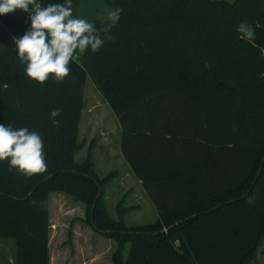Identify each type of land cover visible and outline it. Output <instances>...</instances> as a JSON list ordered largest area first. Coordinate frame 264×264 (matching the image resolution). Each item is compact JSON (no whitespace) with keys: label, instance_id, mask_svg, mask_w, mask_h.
Listing matches in <instances>:
<instances>
[{"label":"trees","instance_id":"16d2710c","mask_svg":"<svg viewBox=\"0 0 264 264\" xmlns=\"http://www.w3.org/2000/svg\"><path fill=\"white\" fill-rule=\"evenodd\" d=\"M104 1L123 9L114 39L77 52L62 83L31 80L17 60L12 37L29 13L0 15V124L38 131L47 161L31 177L0 162V238H14L13 264H50L52 192L90 207L93 228L118 243L112 264H252L264 236V0ZM73 8L80 17V0ZM87 78L119 119L153 225L127 227L122 201L112 217L102 188L115 172L100 178L91 149L75 160Z\"/></svg>","mask_w":264,"mask_h":264},{"label":"rangeland","instance_id":"374dc122","mask_svg":"<svg viewBox=\"0 0 264 264\" xmlns=\"http://www.w3.org/2000/svg\"><path fill=\"white\" fill-rule=\"evenodd\" d=\"M113 9L104 0H80V17L86 20H104ZM82 110L78 141L86 143L76 153L75 160L82 162L86 159L92 146L91 159L98 176L103 178L115 172V176L102 188L108 213L117 218V206L122 201L124 207L131 208L124 217L127 227L140 229L157 223L155 208L137 179L133 175H126V164L117 159L115 154L112 161L106 160L107 138L103 137L105 133L102 135L100 128L114 130L117 120L90 78L85 83ZM110 136L114 138L116 135ZM115 147L113 142L111 148ZM49 218L50 264H112L118 243L93 228L89 219L90 207L84 202L64 192H52L49 195ZM16 252L14 238H0V264H13ZM252 264H264V236Z\"/></svg>","mask_w":264,"mask_h":264},{"label":"clouds","instance_id":"9594fccd","mask_svg":"<svg viewBox=\"0 0 264 264\" xmlns=\"http://www.w3.org/2000/svg\"><path fill=\"white\" fill-rule=\"evenodd\" d=\"M32 6L31 9L29 6ZM21 10L29 13L30 27L22 36H13L18 62L24 66L26 77L43 85L49 79L62 83L69 76L70 64L77 52L97 53L106 41L114 37L111 30L118 24L123 9L117 7L107 13L102 27L74 15L73 0L43 5L41 0H0V15ZM241 38L252 41L255 29L246 21L237 25ZM60 109L51 111L52 118ZM45 145L38 131L27 127L14 128L0 124V162L7 161L9 170L31 177L47 171ZM249 203L252 200L249 199Z\"/></svg>","mask_w":264,"mask_h":264},{"label":"crops","instance_id":"0c3cea01","mask_svg":"<svg viewBox=\"0 0 264 264\" xmlns=\"http://www.w3.org/2000/svg\"><path fill=\"white\" fill-rule=\"evenodd\" d=\"M82 112H83V110H82ZM82 112H81V117H82ZM88 112H91V111L89 110ZM113 114H114V112H113ZM114 116H115V118L117 120V126L114 127V130L110 129L109 127H105V128H102L101 127L100 128L101 129V134L103 135V133H105V135L103 137L107 138L106 139V146H105V150H106V153H107L106 154L107 155L106 160L107 161H109V160L112 161V156L115 154L117 156V159L121 160L122 162H124V164H126V170L128 171L126 175H128V176L133 175L137 179V181L139 182V184H141V186H142V181L137 178V176L135 175V173L132 170L131 166L129 165V163L127 162V160L125 159V157L123 156L122 148H121V132H122V128H121V125H120V122H119L118 117L115 114H114ZM80 121H81V118H80ZM93 125L96 126L95 123ZM79 127H80V124H79ZM78 133H79V130H78ZM110 134H113V135H116V136H114V138H113V136H110ZM113 142L116 144V147L114 149L111 148ZM85 143L86 142H82L81 143L83 145L82 148L84 147ZM94 145H95V142H94ZM90 149H92V146H90L89 150ZM142 188H143V186H142ZM143 192L146 194L144 188H143ZM153 207H154V205H153ZM155 211L157 213V219H158L159 218V213H158V211H157L156 208H155Z\"/></svg>","mask_w":264,"mask_h":264}]
</instances>
